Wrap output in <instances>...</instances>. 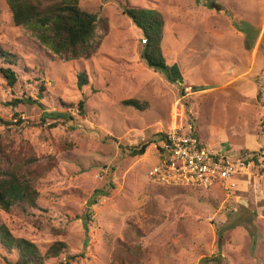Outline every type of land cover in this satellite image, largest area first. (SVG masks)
I'll use <instances>...</instances> for the list:
<instances>
[{
  "label": "rangeland",
  "instance_id": "rangeland-1",
  "mask_svg": "<svg viewBox=\"0 0 264 264\" xmlns=\"http://www.w3.org/2000/svg\"><path fill=\"white\" fill-rule=\"evenodd\" d=\"M79 2L107 17L110 32L92 60L65 62L16 27L0 0V45L17 58L0 57L17 75L10 86L0 73V120L14 122L9 134L28 139L42 166L56 164L39 185L46 211L37 224L35 215L4 210L0 223L42 253L65 241L48 264H122L119 246L139 240L141 264H264V0ZM132 6L164 14L168 74L141 58L143 31L125 12ZM84 69L90 83L80 89ZM188 123L207 146L247 158L229 190L149 178L159 162L157 132ZM6 126L0 121V134ZM234 222L241 224L229 228Z\"/></svg>",
  "mask_w": 264,
  "mask_h": 264
},
{
  "label": "trees",
  "instance_id": "trees-1",
  "mask_svg": "<svg viewBox=\"0 0 264 264\" xmlns=\"http://www.w3.org/2000/svg\"><path fill=\"white\" fill-rule=\"evenodd\" d=\"M5 1L12 12L14 25L34 36L39 46L49 48L52 51V57L65 62L92 60L110 32L109 19L99 12L83 8L79 0ZM125 12L143 31L145 42L140 54L141 58L149 67L168 74L170 67L162 48L166 24L164 14L159 10L141 6L127 7ZM0 57L11 64L17 61V58L1 45ZM0 73L5 76L10 86L15 85L17 75L11 67L0 66ZM173 79L176 80L172 77L171 80ZM77 80L80 89L90 83L85 69L77 73ZM123 102L143 109V105L136 99H127ZM68 106L74 107V104L71 103ZM77 106L82 113L85 112L83 100H80ZM54 115L58 116V113ZM59 117L64 120L73 119L70 113H59ZM18 120L19 123L22 122L20 118ZM0 121L7 123L5 132L0 134V210L9 214L21 212L35 215L34 223L37 224L42 212L46 211L41 204L43 195L39 185L42 178L52 171L56 164L52 160L49 166H42V156L36 152L28 139L20 137L17 140L9 134L14 122ZM42 122V124L33 125L43 126L45 120L43 119ZM52 125L55 126L56 123L53 122ZM148 145L145 143L140 148H134L133 154H144ZM214 186L199 189H210ZM224 190L227 189L224 188ZM240 224V222H234L229 225V228H235ZM52 230L57 234L65 233V230L55 226ZM139 232L141 233L140 230ZM219 234L223 238V230H220ZM137 236L141 239V235ZM142 246L144 245L141 240L135 244L125 242L119 246L117 255L121 258L122 264L127 262L141 264V257L145 253ZM67 248L65 241L56 240L42 253L36 243L13 234L6 224L0 223V256L7 264H48V260L58 258ZM69 258L72 257L69 256Z\"/></svg>",
  "mask_w": 264,
  "mask_h": 264
},
{
  "label": "built area",
  "instance_id": "built-area-1",
  "mask_svg": "<svg viewBox=\"0 0 264 264\" xmlns=\"http://www.w3.org/2000/svg\"><path fill=\"white\" fill-rule=\"evenodd\" d=\"M154 141L159 162L148 176L164 186L208 188L220 184L228 190L238 170L248 165L244 156L207 146L190 123L163 129Z\"/></svg>",
  "mask_w": 264,
  "mask_h": 264
},
{
  "label": "clouds",
  "instance_id": "clouds-1",
  "mask_svg": "<svg viewBox=\"0 0 264 264\" xmlns=\"http://www.w3.org/2000/svg\"><path fill=\"white\" fill-rule=\"evenodd\" d=\"M144 42H145V40H144Z\"/></svg>",
  "mask_w": 264,
  "mask_h": 264
}]
</instances>
